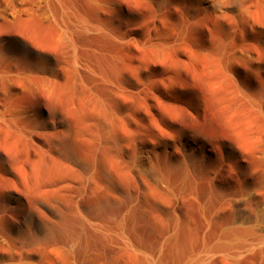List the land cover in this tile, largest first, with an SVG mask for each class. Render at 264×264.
Returning a JSON list of instances; mask_svg holds the SVG:
<instances>
[{
	"label": "rangeland",
	"instance_id": "rangeland-1",
	"mask_svg": "<svg viewBox=\"0 0 264 264\" xmlns=\"http://www.w3.org/2000/svg\"><path fill=\"white\" fill-rule=\"evenodd\" d=\"M17 1L0 0V264H264V49L253 65L231 54L243 42L258 52V0L245 14L199 11L196 22L153 0H115L120 14L107 1L49 0L50 15ZM68 4L80 16H61ZM74 59L86 65L80 76ZM140 60L156 67L147 81ZM96 93L127 111L116 142L62 128L79 103L99 106ZM147 118L160 145L169 128L212 151L202 164L177 154L174 189L152 180L159 161L140 159V144L154 142Z\"/></svg>",
	"mask_w": 264,
	"mask_h": 264
},
{
	"label": "bare ground",
	"instance_id": "bare-ground-1",
	"mask_svg": "<svg viewBox=\"0 0 264 264\" xmlns=\"http://www.w3.org/2000/svg\"><path fill=\"white\" fill-rule=\"evenodd\" d=\"M57 1H59V0H57ZM102 1H107L110 4H113L115 2V0H91V2H102ZM153 1L156 2V4L158 6L163 5V8L165 7V5L167 3H174V4L176 3V4L180 5V7H182L183 10H185L187 15L190 18L194 19L195 22L197 21L196 18H198L197 16L200 13L199 11L210 10L211 12H214V13L219 14V15H227V14L235 15V14L249 13L250 7H251V5L249 4V0H227V2H222V1L219 2V0H153ZM21 2H22V0H20L18 3L22 4ZM48 2H49V0H36L35 7L40 12H42V14L50 15V11L52 9L50 6H48ZM52 3H55V2L53 1ZM258 4L260 5L259 8H260V14H261L262 22L261 21L258 22L259 24L257 26L255 25L256 28L253 29V32L256 35V38L253 39V41H254L253 44L258 48L257 49L258 52L255 53L254 50L250 48L252 46H250L246 42H243V43L238 45V49H239L238 54H236L237 52H234V51L231 53L232 56L243 59L249 65H253L256 61H259L260 53L262 52V49H264V23H263V21H264V0H258ZM6 7H7V4H6ZM53 7H54V5H53ZM151 9H152V7H151ZM72 10H73V7H71V6L70 7H65V6L61 7L60 6L58 9V12L61 16H64V17L74 16L77 18L78 16H80L79 14H74L72 12ZM112 11L116 14L121 13V9L116 4H115V7L113 8ZM251 11H252V9H251ZM164 12H167V8L164 9ZM8 13L11 14V11ZM8 13H6V15ZM252 15H253V13H252ZM217 19H219V18H217ZM74 22H76V21H74ZM78 22H79V26H81L85 31H87L89 33H92L95 30V25L93 24L94 22L92 23V22L85 21V23H81L82 22L81 19H78ZM72 29H73V27H72ZM72 29H71V31H72ZM68 40L70 42L72 41L71 38H69V37H68ZM206 51H207V48L205 46L200 45V44L196 45V47L192 51V56L196 60H198L197 58L200 56H203L206 53ZM164 52H165V47L161 43H155V45L151 51V53L153 55L159 56V57L162 56L164 54ZM174 60H176V59H174ZM155 61H159V60L157 59ZM204 61H205V59H204ZM235 61H236V59H235ZM161 63H162V61H161ZM161 63L158 65H161ZM213 63H214V61H213ZM86 64L89 65V63H87V62H86ZM184 65H187V63ZM184 65H183V68L185 67ZM210 66H213V65H210ZM89 67H91V66L89 65ZM70 68L73 71L75 76L76 75L80 76V72H81L80 70L85 69L86 65L79 62V60L74 59V61L70 64ZM135 69L137 71L138 78L141 80L147 81L151 78L152 74L155 72L156 67H155V65H153V63H151V61L140 60L135 65ZM262 69H263V67H262ZM82 71H84V70H82ZM85 74H86V72H85ZM223 75L225 76V74H223ZM133 77L135 78V76H133ZM118 81L120 84L119 85L120 88H118V89L123 90V88H125L124 85H127V82L122 78H119ZM46 87L48 88V89H46L47 92H50V90H51V92L53 91L51 89V84H50L49 80H47ZM165 96L167 98H170V95H165ZM94 97L100 101V104L97 108L88 110V108L87 109L84 108L79 103L80 105L78 104V108H77V111L75 114L64 115L65 117H63V120L61 121L62 128L73 131L72 135H71L72 137H74L73 134L74 135L80 134L79 136H81L82 131L87 130L86 132H88L90 128L94 129L95 133L98 136V139L103 143L116 142V141L120 140L122 137H125L127 125L130 124L129 118L125 115V113H127V111L124 113L122 111V109H119V108L114 109L113 107H109L103 101L105 99H104L103 95L100 93H96ZM80 98H79V100H80ZM58 108H60V107H58ZM61 112H62V110H61ZM145 120L146 121H144V122H140V125H141L142 129L147 130L148 133H150L154 136V142H150V143H141L140 142L141 143L140 147H139L140 159L143 163H147L148 166H151L154 161H157V162L159 161L158 162L160 164L159 168L155 169L154 171H153V169L152 170L150 169L151 172L153 171L151 174L152 180H154L159 185H161L163 187H167L168 189H174L172 183L169 180L168 171H169V164H170L171 160L173 158H175L177 154H180L181 157L184 158L185 160H187L189 158L195 159L197 157L200 164L204 163L206 160L208 161L211 158L212 151L209 147H207V145L205 143H200V144L196 143L195 141L190 139L187 135L180 133L179 131H176L173 129L168 128V130H167L168 135H166V137H165L166 140L164 141V143H162L160 145L159 144V141L161 140L160 136L155 135V133H154L155 127H156V123H155L156 119L155 118H150V119L147 118ZM91 123L93 124V128L91 127L92 126ZM70 140H72V139L70 138ZM151 147L153 148L152 150H154L153 152L151 151ZM158 154H159V156H158ZM217 162H220V157L217 158ZM7 245H8V243H7L6 236L0 232V247H5ZM21 262L23 264H38V262L36 260L31 259L30 257H25L24 259L21 260Z\"/></svg>",
	"mask_w": 264,
	"mask_h": 264
}]
</instances>
